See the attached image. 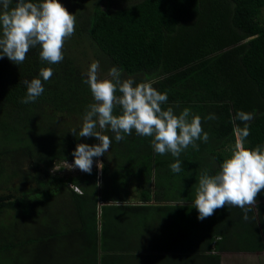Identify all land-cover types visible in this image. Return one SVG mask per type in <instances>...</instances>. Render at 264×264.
<instances>
[{"label": "trees", "instance_id": "16d2710c", "mask_svg": "<svg viewBox=\"0 0 264 264\" xmlns=\"http://www.w3.org/2000/svg\"><path fill=\"white\" fill-rule=\"evenodd\" d=\"M60 3L76 16L62 62L41 61L39 46L19 65L0 59V264H221V254L262 253L264 191L247 220L233 206L198 220L194 200L201 172L215 175L231 154L237 111L254 113L245 146H264V0H139L118 8L107 0L103 10ZM84 47L94 51L100 71L116 67L121 79H154L153 87L167 95L177 87L171 99L183 108L212 100L207 114L217 119H206L204 129L209 157L205 163L184 160L199 176L140 175L141 168L130 166L120 181L132 177L150 185L135 195L136 206H117L100 203L98 194L119 171L116 153L98 157L100 173L63 178L51 172L55 163L74 161L77 144H97L68 125L72 117L83 120L94 102L84 83ZM225 48L230 57L216 60L213 55ZM49 67L53 76L43 83V94L21 103L24 81ZM140 138L137 153L153 139ZM26 185L32 188L24 190ZM56 197L64 199L63 207L53 204Z\"/></svg>", "mask_w": 264, "mask_h": 264}, {"label": "clouds", "instance_id": "9594fccd", "mask_svg": "<svg viewBox=\"0 0 264 264\" xmlns=\"http://www.w3.org/2000/svg\"><path fill=\"white\" fill-rule=\"evenodd\" d=\"M13 2L0 0V59L7 57L19 65L32 48L39 46L41 61L50 65L62 62L65 42L75 33L76 16L69 13L59 0H15V6L11 7ZM98 72L99 61H93L84 83L89 85L94 102L88 105L78 134L84 138L95 137L99 143L77 144L72 153L74 163L70 165L71 169L91 174L93 158L109 151L112 140L96 131L97 126L101 130L110 128L117 142L132 135L133 130L138 136L152 137L155 153H170L177 158L170 165L174 173L182 171V162L178 159L182 152L189 146L198 151L197 141H209L199 115L192 114L188 108L179 115L171 106L166 110L162 108L168 101V95L153 87L156 80L146 78L136 82L133 77L121 79L122 70L116 67L109 70V78L101 79ZM52 76V68H42L38 78L24 81L27 92L20 102L34 103L45 91L43 83ZM117 107L119 114H116ZM206 119L215 120L217 117L209 114ZM253 119L254 113L237 111L233 119L235 139L230 156L215 175H210L207 169L201 172L194 200L198 220L211 217L225 206L241 208L247 220V213L257 206V197L264 191V146H245ZM236 120L243 127L235 124ZM72 134L75 135V130ZM96 167L102 171L104 164L97 161ZM115 203L120 206L118 201Z\"/></svg>", "mask_w": 264, "mask_h": 264}, {"label": "rangeland", "instance_id": "374dc122", "mask_svg": "<svg viewBox=\"0 0 264 264\" xmlns=\"http://www.w3.org/2000/svg\"><path fill=\"white\" fill-rule=\"evenodd\" d=\"M139 0H112L111 5L109 6L110 8H118V7H122V5L124 4H131V3H135ZM59 2H63L64 5H68V3H71V9L75 10L78 9V7L81 5L82 7H89L91 8L92 6H94L95 4L99 5L100 9H104L107 4V0H59ZM70 8V7H69ZM72 13L74 11H71ZM262 20L264 21V12L261 14ZM264 24V22H263ZM84 51V56L88 58L89 60V64H83V70L85 73H87L90 64L95 61L94 58V51L93 50H88L87 47L83 48ZM228 49L229 48H225L221 51H219V53L213 55L216 56V60L218 59H224L226 57H230V55L228 54ZM231 50V49H230ZM213 56L211 58H213ZM213 60V59H212ZM213 61L210 62V64ZM234 62V61H233ZM233 62H229L230 65H234ZM100 69V68H99ZM98 75L101 79L103 78H109L108 77V73L104 71H100L98 72ZM194 85H196V83H193ZM191 86L188 84L187 86H185V88L189 89L191 88ZM175 90H177V87L174 89H168V101L166 104L162 105L163 109H167L168 107H172L173 103L175 102L177 104L176 106V114L179 115L180 112H182V108H183V103H180V100H172L171 99V95H176L178 92H175ZM178 91V90H177ZM193 91V90H191ZM207 93V92H206ZM194 94V93H193ZM205 95V94H202ZM203 98V97H202ZM191 102V100H189ZM193 102L189 103L190 105H192ZM195 104H193V108L190 109L191 113L194 115H199L202 119V127L203 130L205 129V120L207 117V113L212 112V100H207L205 98H203V100H199V101H195ZM200 103V104H198ZM228 105H230L229 103H227ZM173 108V107H172ZM217 110V108H216ZM220 110V109H219ZM120 109L119 107H117L116 109V114H119ZM74 117H72L70 120L68 125L69 126H73L75 128H81L82 124H83V120H72ZM191 119V116L189 117ZM96 131L101 132V134L103 135H107L109 137H111L112 140V144L110 146V149L108 152H106L105 154H110L112 155V152L116 153L118 158H119V171L116 174V177H112V179L109 182H105L102 187H100L98 189V194H99V202L102 204L111 202L113 200H117V201H124L126 202L125 205H135V202H139L140 199L138 197H135V195L137 196L140 191L144 192L145 190L143 188H145L146 186L148 187L150 185V182L148 181L147 183H143L142 181L137 183L136 180H133V178H123L122 181H120V179L118 178L119 173L122 171L123 175H125V173L128 171V169H130V166H136L137 169L141 168L139 173L140 175H160V174H164L166 176H175V177H190V176H199V174L197 172H195V167L191 168L189 165H186V163L184 162V160H189L191 162H206L207 158L209 157V152H207V143H204L202 141H197V143L199 144V150L196 151L194 149H192L191 146H189V148L187 150H185L184 152L181 153V155L179 156V160L182 162V171L179 173H174L172 172L170 165L172 163L176 162V157H173L170 153L165 154V155H159L157 153H155L152 145H151V141H149L147 144H144V147L139 150V153H137L138 151V146L139 143L142 142L140 136L138 137V135H136L135 130H133L132 135L130 136H126L124 140L117 142L115 140V135L111 132L110 128L109 129H104L101 130L99 128V126H97ZM205 131V130H204ZM207 132V131H205ZM51 136V135H50ZM146 138V137H145ZM149 138V137H147ZM151 138V137H150ZM97 141V140H96ZM49 142H52V138L50 137V139H48V141L46 142L47 144H49ZM99 143V141H97V144ZM133 143V145H132ZM136 150V152H135ZM185 154H188L187 156ZM197 155L194 156V158L190 157L191 155ZM199 155V156H198ZM113 157V162L118 163L117 158ZM150 157V158H149ZM190 157V158H188ZM187 158V159H186ZM140 159V161H139ZM154 159L156 160V164L154 165ZM93 167L92 169H97V171L100 173V170L96 167V162L100 161V158H97L96 160H93ZM74 163V161H69V162H63V163H55L53 165V168L51 170V172H53L54 174H56L57 176H61L63 178H66L68 176H74L77 174H81L83 173L82 171H80L79 169H71L70 165H72ZM141 164V165H140ZM134 167H131L132 169H135ZM189 167V168H188ZM208 167V166H207ZM27 168V166H26ZM151 178V177H150ZM32 186V185H31ZM30 185H26L24 186V190L25 189H30L32 188ZM75 194H80L79 190L77 191V189H73ZM263 192V191H262ZM100 199H103V201ZM55 205L57 206H62L64 205V199L63 198H59L56 197L54 199ZM141 201H144V199L142 198ZM150 204V203H149ZM101 206V204H100ZM214 226H218V224L214 225ZM166 255V254H165ZM223 259H225V262L227 263H237V264H241L242 262H252V263H259V264H264V252L260 253V254H250V255H242L241 257L238 258H234L233 256H225Z\"/></svg>", "mask_w": 264, "mask_h": 264}, {"label": "crops", "instance_id": "0c3cea01", "mask_svg": "<svg viewBox=\"0 0 264 264\" xmlns=\"http://www.w3.org/2000/svg\"><path fill=\"white\" fill-rule=\"evenodd\" d=\"M176 106H177V104L174 102L173 103V105H172V107L173 108H175L176 109ZM185 108V107H184ZM184 108H182V111H183V109ZM196 172H199V171H196ZM197 179H199V178H197ZM181 221H183V219L181 220ZM264 252V251H263ZM257 254H260V253H257ZM233 256L234 258H238V257H241L242 255L244 256V255H250V254H247V253H237V254H221V264H235V263H227V262H225V259H223L225 256ZM166 256H170V254L169 255H166ZM174 263V262H173ZM173 263H170V262H166V263H162V264H173ZM179 264V263H178ZM181 264H185L184 262H182ZM237 264V263H236ZM241 264H259V263H252V262H242Z\"/></svg>", "mask_w": 264, "mask_h": 264}]
</instances>
